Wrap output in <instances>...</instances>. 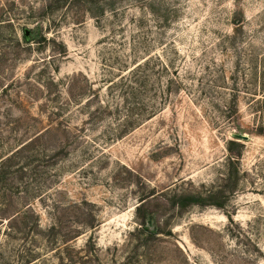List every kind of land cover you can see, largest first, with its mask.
Instances as JSON below:
<instances>
[{
    "label": "rangeland",
    "instance_id": "1",
    "mask_svg": "<svg viewBox=\"0 0 264 264\" xmlns=\"http://www.w3.org/2000/svg\"><path fill=\"white\" fill-rule=\"evenodd\" d=\"M49 3L0 0V264H264V0Z\"/></svg>",
    "mask_w": 264,
    "mask_h": 264
},
{
    "label": "trees",
    "instance_id": "2",
    "mask_svg": "<svg viewBox=\"0 0 264 264\" xmlns=\"http://www.w3.org/2000/svg\"><path fill=\"white\" fill-rule=\"evenodd\" d=\"M54 1H55V0H49V2H51V3H49V7L52 6V9H53L55 6L57 7V6L59 5V1H57L58 5H55ZM64 1H65V0H64ZM110 4H113V1L110 2ZM60 52H61V54H64V53H65V50H62V51H60ZM26 144H27V143L21 145V146L18 147L17 149L13 150L9 155H7V156L5 157L3 163L0 164V168L2 169V167L4 166V164H5L6 161H9V162L13 163V162H14L13 159H15L16 155H18L23 149H26ZM17 214H19V212H18ZM58 225H59V224H57V226H58ZM57 226H56L55 223H53V224L50 226V228H49V231H51V235H52V237H53L55 240H57L58 236L60 235V233H58V228H57ZM65 237L68 238L67 236H64L63 238L59 237V238H61V239H59V240H60V241H63V240L66 241V240H68V239H65ZM59 240H57L56 243H59ZM65 241H64V242H65Z\"/></svg>",
    "mask_w": 264,
    "mask_h": 264
},
{
    "label": "water",
    "instance_id": "3",
    "mask_svg": "<svg viewBox=\"0 0 264 264\" xmlns=\"http://www.w3.org/2000/svg\"><path fill=\"white\" fill-rule=\"evenodd\" d=\"M242 138H243V139H247L248 136H247V135H243Z\"/></svg>",
    "mask_w": 264,
    "mask_h": 264
}]
</instances>
